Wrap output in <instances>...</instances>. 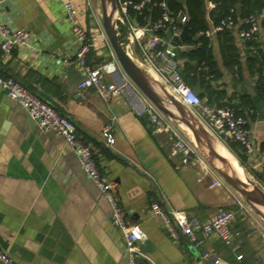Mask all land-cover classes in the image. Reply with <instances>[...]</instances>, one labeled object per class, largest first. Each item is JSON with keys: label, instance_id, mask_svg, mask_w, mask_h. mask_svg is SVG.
<instances>
[{"label": "crops", "instance_id": "obj_1", "mask_svg": "<svg viewBox=\"0 0 264 264\" xmlns=\"http://www.w3.org/2000/svg\"><path fill=\"white\" fill-rule=\"evenodd\" d=\"M71 1L78 8L79 22L88 32L96 33L89 0ZM64 2L6 0L0 6L1 18L31 32L28 45L14 49L10 56H4L0 47V71L45 94L48 102L73 120L84 139L92 144L104 175L115 182L128 220L145 230L144 249L157 264H264V234L248 235L247 231H251L242 214L235 227L242 231L243 241L239 249L233 250L215 238L199 246L185 236L175 240L162 220L151 213L149 203L157 199L207 219L222 207L238 206L235 199L239 198V190L227 181L228 184L211 187L214 169L202 163H183L181 155L171 150L173 136L146 127L147 118L141 113L146 96L119 69L107 79L125 83L120 96L106 102L94 89H88L83 98L76 95L83 72L75 63L66 62L73 58L78 43ZM91 2L96 11L102 10L101 0ZM210 2L206 0L209 20ZM212 25L210 20V28ZM118 35L138 64L135 45L124 30ZM212 36L222 72L214 85L226 90L220 101L231 96V101L240 103L242 95L254 99L248 123L256 150L252 155L241 152L243 164L236 155L242 165L231 154L240 168L255 175L264 165V151L260 148L264 140V99L256 92L258 75L248 65L243 40L237 37L241 65L234 70L223 64L218 41L215 34ZM258 39L264 43L262 32ZM182 46H178L179 53ZM95 53L96 59H103V54ZM92 57L90 54L91 63ZM107 123L113 125L115 140L111 144L103 136ZM227 144L223 146L232 151ZM0 245L18 264H128L123 237L112 229L111 206L83 172L73 149L62 135L33 121L1 88ZM205 252H213L218 261L204 257Z\"/></svg>", "mask_w": 264, "mask_h": 264}, {"label": "built area", "instance_id": "obj_2", "mask_svg": "<svg viewBox=\"0 0 264 264\" xmlns=\"http://www.w3.org/2000/svg\"><path fill=\"white\" fill-rule=\"evenodd\" d=\"M150 1L117 0V27L119 28L120 25L123 27L131 43L137 48L138 65L190 108L200 122L220 140H235L241 144L245 154H254L256 146L246 116L237 113L231 105L222 106L208 102L207 98L201 97L183 77L178 45L173 41L180 38L183 26L187 21L186 14L182 11L172 14L168 10L166 1H161L159 3L162 8L161 15L152 24H140L131 16L128 10L129 6L142 14L144 5ZM5 2L6 0H0V6ZM89 5L97 31L94 34L89 33L79 22L78 8L74 3L71 0L64 2L78 43L73 58L66 62L75 63L83 72V77L77 85L76 95L78 97L83 98L88 89H94L104 101L110 102L124 92L125 83L120 84L115 79H107V76L113 75L121 65L111 47L99 12L93 8L91 0H89ZM209 6L215 8L216 4L211 1ZM261 18H264V8L259 12L250 13L241 21V24L236 22L232 14H228L218 24L212 25L210 29L200 33L213 35L219 30L229 28L236 31L238 37L245 42L257 38L261 30L259 24ZM30 38L31 32L26 27L16 26L0 17V47L4 56H10L14 49L28 45ZM104 42L108 44L110 59L92 64L88 55L92 51L100 54ZM0 88L4 90L10 100L24 108L33 121L62 135L66 143L73 149L83 172L96 183L111 206L112 229L119 231L123 237L127 263L157 264L144 249L147 239L145 230L139 223H131L128 220L126 209L116 193L115 182L104 175L95 157L92 144L84 139L73 120L61 113L52 103L41 98L21 80L5 75L1 71ZM141 113L147 118L146 127L149 130L166 132L173 136L171 150L181 155L183 163L206 165L200 156L199 145L182 122L165 114L147 97L146 106ZM103 136L106 143L114 142L112 123H107L104 126ZM258 182L264 189V178L258 179ZM224 183V178L216 174L209 185L213 187ZM149 209L154 216H158L162 220L167 231L175 240H180L185 236L195 246H199L208 239L215 238L223 241L233 250L239 249L243 241L242 231L235 227L238 216L245 212L240 208L222 207L207 219L190 215L183 209L166 206L157 199H151ZM203 256L218 261L213 252H205ZM0 264H18L11 253L1 245Z\"/></svg>", "mask_w": 264, "mask_h": 264}, {"label": "trees", "instance_id": "obj_3", "mask_svg": "<svg viewBox=\"0 0 264 264\" xmlns=\"http://www.w3.org/2000/svg\"><path fill=\"white\" fill-rule=\"evenodd\" d=\"M134 1L139 2L141 0ZM161 1H166L168 10L172 14L182 11L187 16L186 23L190 37L180 44V46L183 45V48L179 53L182 74L186 82L201 97L206 96L208 102L222 106L231 105L237 113L243 114L248 119L253 114L252 111L254 108V99L251 95H242L241 102L236 104L231 101V96H227L226 101H220L222 96L225 97L226 90H220L217 85H214V81L222 75L214 52V37L205 33L201 34L200 32H205L210 29V20L215 25L228 14H232L236 22L241 24V21L250 13L259 12L264 8V0H210L216 4V7L212 8L209 12L210 20L207 18L206 0H151L144 5L142 14H139L132 6H129L128 10L138 23L152 24L161 15L162 8L159 5ZM252 3H254V8H252ZM259 24L261 27L260 32L264 35V18L260 19ZM119 31L123 32L121 25ZM215 36L219 44L223 64L227 68L236 70L241 65V54L237 44L238 35L236 31L226 28L217 31ZM258 37L259 34L257 38L247 40L244 43L247 46L246 55L248 65L251 71L258 75L255 85L256 92L264 99V43ZM119 38L121 39V35ZM90 54L94 56L92 57L94 58L92 64L100 63L102 57L96 59L95 51H92ZM90 54L88 55L89 60ZM26 85L41 98L49 101L45 94L28 84ZM198 89H201L202 92H198ZM229 141L227 145L239 157L240 162L243 164L241 144L235 140ZM260 148L264 151V140L261 142ZM255 176L258 179L264 178V165L261 171H255ZM234 207L238 208V206Z\"/></svg>", "mask_w": 264, "mask_h": 264}, {"label": "water", "instance_id": "obj_4", "mask_svg": "<svg viewBox=\"0 0 264 264\" xmlns=\"http://www.w3.org/2000/svg\"><path fill=\"white\" fill-rule=\"evenodd\" d=\"M102 1V23L105 32L108 36L109 42L113 51L126 75L131 79V81L142 91V93L155 103L165 114L175 118L178 121L186 124L192 131L196 142L200 145L202 151L208 156L210 164L217 170L219 174L237 190H239L248 199L258 202L264 206V189L254 182V180L246 175V179H242L236 174L229 172L223 163L217 165L213 162V158L217 157L223 162H227L216 149L213 142L208 136V132L204 128V125L200 122L198 117L178 100L173 94H171L163 84L158 80L153 78L148 72H146L141 66H139L128 52L123 47L118 31H117V21L115 17L117 9L116 0H101ZM110 7V8H109ZM252 8H254V3H252ZM190 37L187 23L184 24L180 38L173 41L174 44L180 45L183 41ZM166 103H169L167 105ZM171 104V105H170ZM168 106L175 107L173 110ZM176 111L180 115L176 114ZM208 146L210 149V154L204 146ZM203 147V148H202ZM207 150V152H206ZM247 184H251L254 189L247 187ZM16 260V258L13 256ZM17 261V260H16Z\"/></svg>", "mask_w": 264, "mask_h": 264}, {"label": "rangeland", "instance_id": "obj_5", "mask_svg": "<svg viewBox=\"0 0 264 264\" xmlns=\"http://www.w3.org/2000/svg\"><path fill=\"white\" fill-rule=\"evenodd\" d=\"M110 8V7H109ZM98 12H99V15H100V18H101V20H102V10L101 9H99L98 10ZM120 28V27H119ZM119 28L117 27V31L119 30ZM118 34H119V31H118ZM108 51H109V47H108V44L107 43H103L102 44V46H101V53H100V55H104V57H103V59L100 61V62H103V61H108L109 59H110V57H109V53H108ZM118 69L120 70V71H122V74L124 75V76H126L125 74V72L123 71V69L121 68V66H118ZM127 77V76H126ZM129 78V77H128ZM130 79V78H129ZM167 105H169V103H166ZM171 105V104H170ZM168 107H170V108H172V110L175 108V107H173V106H168ZM176 114L177 115H180V113L178 112V111H176ZM181 122V121H180ZM183 125H184V127L186 126V124H184L183 123ZM188 127V126H187ZM186 128V127H185ZM187 130V129H186ZM192 133V132H191ZM190 133V135L194 138V136H193V134H191ZM194 140H195V138H194ZM214 142H216L215 144L217 145H221V146H223V145H225L226 144V142L228 143V141L229 140H231V139H228V140H226V141H223V140H220V141H218V140H216L215 138H214ZM196 141V140H195ZM230 142V141H229ZM224 143V144H223ZM198 144V143H197ZM223 144V145H222ZM199 145V144H198ZM217 145V146H218ZM219 147L218 146V152L224 157V158H226V160H227V162H224V164L226 165V167H227V169L228 170H230V171H236V170H234V168L228 163V160L230 159V155L229 154H223V151H222V149H224L223 147ZM226 146V145H225ZM205 147V149H207L208 150V153L210 154V149L208 148V146H204ZM203 148V147H202ZM199 151H200V156H201V158H203V160L205 161V163H206V165H209V167H211L212 169H214L215 170V172H216V174L217 175H221V174H219L218 172H217V170L210 164V160L208 159V156L206 155V153L204 152V149H203V151H202V149H201V147H200V145H199ZM207 150H206V152H207ZM235 157H236V154L234 153V152H232V151H230ZM236 159H237V157H236ZM213 160L217 163V161L215 160V157L213 158ZM238 160V159H237ZM238 162H239V160H238ZM223 163V162H222ZM239 164L240 165H242L240 162H239ZM241 171L242 172H240L244 177H246V175H248V176H250L253 180H254V182L255 183H257L258 185H260L259 184V182H258V178L255 176V175H252L250 172H248L246 169H244V168H241ZM225 180V179H224ZM225 183L226 184H228L227 182H226V180H225ZM247 187L248 188H250V189H254V187L251 185V184H247ZM234 192H236V191H234ZM236 194H237V197H239L238 199H235L236 201H235V203L238 205V208H240V209H242V210H245V212L244 213H242V217H243V219H244V223L246 222V224L248 225L247 227L249 228V230L251 231V233L249 232V231H247V234L248 235H260V236H262V234H264V206L262 205V204H260V203H258V202H255V201H253V200H250V199H248L245 195H243L242 193H240L239 191H237L236 192Z\"/></svg>", "mask_w": 264, "mask_h": 264}, {"label": "bare ground", "instance_id": "obj_6", "mask_svg": "<svg viewBox=\"0 0 264 264\" xmlns=\"http://www.w3.org/2000/svg\"><path fill=\"white\" fill-rule=\"evenodd\" d=\"M186 127V126H185ZM186 129L188 130V132L189 133H191L192 131H191V129L189 128V127H186ZM191 134H193V133H191ZM208 136H209V138L211 139V141L213 142V144H215L216 142H214L215 140H214V136L213 135H211V134H208ZM216 139V138H215ZM218 145V144H217ZM219 147L221 146V145H218ZM221 147H223L224 149H222V151H223V154H229L231 157H230V159L228 160V163L234 168V170H236V171H230V170H228L227 169V167H226V165L224 164V162L222 161V160H220L219 158H217V157H215V160L217 161V163L213 160V162L215 163V164H217V165H220L222 162H223V165L225 166V168L229 171V172H231V173H233V174H236V175H238L239 177H241L242 179H246V177H244L240 172H242L241 171V168L239 167V164L236 162V160H235V158H234V156L231 154V152L227 149V148H225L224 146H221ZM221 166V165H220Z\"/></svg>", "mask_w": 264, "mask_h": 264}]
</instances>
